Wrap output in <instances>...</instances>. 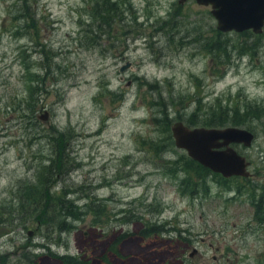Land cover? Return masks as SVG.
I'll use <instances>...</instances> for the list:
<instances>
[{
	"label": "rangeland",
	"instance_id": "374dc122",
	"mask_svg": "<svg viewBox=\"0 0 264 264\" xmlns=\"http://www.w3.org/2000/svg\"><path fill=\"white\" fill-rule=\"evenodd\" d=\"M219 106L255 135L232 144L247 177L199 179L175 146ZM58 195L80 211L62 232L36 221ZM66 255L264 264V28L221 32L196 0H0V264Z\"/></svg>",
	"mask_w": 264,
	"mask_h": 264
},
{
	"label": "water",
	"instance_id": "95a60500",
	"mask_svg": "<svg viewBox=\"0 0 264 264\" xmlns=\"http://www.w3.org/2000/svg\"><path fill=\"white\" fill-rule=\"evenodd\" d=\"M211 5V14L221 32H242L251 29L261 33L264 27V0H196ZM129 63L120 68L124 72ZM175 146L205 168L225 178L247 177L249 162L232 144L249 147L255 138L252 131L238 126L189 127L182 121L171 125ZM196 251V250H195ZM192 255V254H191Z\"/></svg>",
	"mask_w": 264,
	"mask_h": 264
},
{
	"label": "trees",
	"instance_id": "16d2710c",
	"mask_svg": "<svg viewBox=\"0 0 264 264\" xmlns=\"http://www.w3.org/2000/svg\"><path fill=\"white\" fill-rule=\"evenodd\" d=\"M218 108H221L222 111H220V114H214L212 118L206 119L203 122H201L202 125H204V127H215V126H223L224 124H233V125H244L245 121H239V120H228V110L224 111L225 109H223L221 106H219ZM162 113V110H160ZM246 112H248L246 110ZM234 115H237L236 112L234 111L233 113ZM157 118V117H154ZM153 118V119H154ZM164 119H166V115L164 116ZM198 123H200L199 121L195 120V115H193V117H191L190 119L187 120V124L192 125V126H197ZM166 125L169 126V123L166 122ZM170 138V137H169ZM185 166L186 168H192L193 171H196V174L198 173V177H200L199 179H203L206 175H208L210 173V170L208 168L203 167L202 165H200L198 162H196L193 159H189L185 162ZM48 169H45L46 172H50L51 166L47 167ZM175 168V167H174ZM187 174H189V171H186ZM198 183V182H197ZM197 183L191 179L190 180H183V185H185L187 188H191L192 187V191H195L196 185ZM39 193L41 194V196L44 195V192L42 191V189H40ZM41 199V198H40ZM38 200L36 203H41L42 200ZM55 200V201H52ZM48 201H50V199H48ZM55 202V205L52 209V213L53 215L51 216V220L49 219V213L50 210L49 209H45L44 205L41 207V212L36 215L38 218H36V221L42 220L40 222H53V226H55L58 231L62 232L64 230H68V228L71 226V224L69 223V219H76L77 217H79L80 215V211H78V207L75 205V203L72 202H66V200L62 197V196H56L54 199H51V204ZM257 207H259V205L257 204ZM98 209H100L99 207H97ZM96 209V207H95ZM94 209V210H95ZM48 211L46 217H45V212ZM97 211V210H95ZM150 226V225H149ZM149 226L145 229H142L140 231V234L142 236L147 235L148 233V229ZM154 225H152V227L150 228L151 231H154L155 228L153 227ZM128 235L126 234H121L118 236V238L116 239V241H121L122 239H124L125 237H127ZM59 257V256H58ZM59 261H61L62 264H84V261L80 260L77 257H73V256H61L58 258Z\"/></svg>",
	"mask_w": 264,
	"mask_h": 264
},
{
	"label": "flooded vegetation",
	"instance_id": "af4514ba",
	"mask_svg": "<svg viewBox=\"0 0 264 264\" xmlns=\"http://www.w3.org/2000/svg\"><path fill=\"white\" fill-rule=\"evenodd\" d=\"M211 6V5H210ZM245 31H252L251 29H249V30H245ZM231 32V31H230ZM242 32H244V31H242ZM253 32V31H252ZM254 33V32H253ZM127 64V63H126ZM28 234H29V236L32 234V233H30V232H28ZM195 248H194V252H195ZM61 262V261H60Z\"/></svg>",
	"mask_w": 264,
	"mask_h": 264
}]
</instances>
